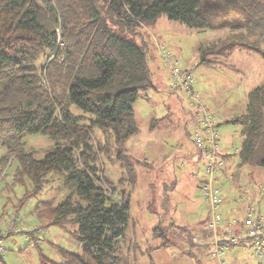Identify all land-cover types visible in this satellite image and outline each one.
<instances>
[{
	"label": "trees",
	"instance_id": "obj_1",
	"mask_svg": "<svg viewBox=\"0 0 264 264\" xmlns=\"http://www.w3.org/2000/svg\"><path fill=\"white\" fill-rule=\"evenodd\" d=\"M162 16L192 30L241 34L200 47L199 64H217L237 49L264 59V0H212L206 8L200 0H0V146L9 144L5 163L17 161L15 181L33 183L15 208L61 182L62 199L39 201L34 210L42 228L58 226L77 242L78 251L52 242L65 264H126L131 206L115 199L102 158L109 157V138L126 158L127 142L140 131L134 105L157 88L138 30ZM194 92L200 96L196 84ZM151 121L152 129L158 119ZM226 122L241 130L239 165L264 169V82L249 91L245 111ZM29 134L54 143L43 155L25 150L21 139ZM41 263L56 264L46 257Z\"/></svg>",
	"mask_w": 264,
	"mask_h": 264
},
{
	"label": "rangeland",
	"instance_id": "obj_2",
	"mask_svg": "<svg viewBox=\"0 0 264 264\" xmlns=\"http://www.w3.org/2000/svg\"><path fill=\"white\" fill-rule=\"evenodd\" d=\"M200 1L203 8L212 3V0ZM138 31L149 44L151 69L154 71L155 66L160 65L163 76L159 73V79L165 80L164 74L169 79L163 81L164 86L158 87L159 92L150 90L134 105L140 131L127 142L126 158L118 157L112 138L108 143L109 157L102 158L106 177L116 185L115 199L125 197L131 206V220L123 245L124 261L126 264H219L218 257L214 256L216 242L211 211L196 177L201 164L195 138L198 133H204L202 114L199 106L195 105L199 103H191L185 92L178 96L171 91V69L163 60L162 50L170 51L183 67L190 68L202 99H199L200 102L206 111L209 108L219 122L217 128L222 142L229 141V145L236 143L239 148L241 133L235 125L225 121L242 114L249 91L264 82V59L244 49H237L230 57L218 58L220 63L216 60L217 64L209 66L199 64L202 58L200 47L219 43L237 32L229 27L192 30L182 26L179 21L162 16L155 27L143 26ZM137 41L142 43L139 36ZM208 58L213 59V56ZM169 96H172L173 105L167 110ZM165 115V119H158L155 127L150 128L151 116L161 118ZM94 134L97 140L104 141L101 130L94 129ZM21 141L25 150H36L41 155L54 143L44 134L25 135ZM9 153V144L0 146V230L5 232L16 215L20 217L19 233L5 240L6 246L12 249L8 251L5 262L0 259V264H42V257L56 264H65L53 243L78 251L77 242L63 228H42L34 209L39 201L62 199L66 189L55 179L38 196L28 198L17 210L15 205H19L32 190L33 183L30 179L25 184L15 181L17 161L12 165L4 162ZM246 167L251 175L253 168ZM252 174L258 180L264 178V170ZM38 226L35 238L40 239L39 244L35 238L29 240L28 235H24L26 230ZM156 227H160L157 235ZM217 228L221 229L222 224L219 223ZM12 238L17 239L15 244L9 242ZM23 238L28 240L27 243L23 244ZM18 243L22 244L17 247ZM164 243L167 245L163 246ZM226 243L234 242L229 240ZM244 247L248 264H264L261 248L248 243ZM223 258H226L225 255Z\"/></svg>",
	"mask_w": 264,
	"mask_h": 264
},
{
	"label": "crops",
	"instance_id": "obj_3",
	"mask_svg": "<svg viewBox=\"0 0 264 264\" xmlns=\"http://www.w3.org/2000/svg\"><path fill=\"white\" fill-rule=\"evenodd\" d=\"M186 69H190V68L186 67ZM162 71L163 70L160 65L155 66L153 71V80L157 88L153 90L157 92H159L158 87L164 86L163 81L165 80L167 81V79H169V76H166L165 74H164L165 80L159 79L158 74L159 73L162 74L163 73ZM172 105H173L172 96H169L168 101L166 102L167 110H169ZM165 116L161 118H157L156 116H151L150 119L153 118L162 119ZM234 116L228 118L231 119ZM235 127L237 131H239L240 133L241 132L240 128L237 125H235ZM240 137H241V141H243L242 135H240ZM229 144H230L229 141L222 142V136H220L219 156H220V160L223 161V165L221 170L218 172L219 176L217 175L216 185L221 188L223 193L222 204L219 206L217 210V213L219 214L221 219L222 228L221 229L217 228L216 230H214L215 231L214 236L216 233L224 235L226 232L229 231H232L234 234L243 235L249 230V228L247 229L248 224L245 221L246 218H249L250 214H252L254 218L257 217L260 218L264 215V178L258 180V177L257 176L255 177V174H252V172H256L264 169L259 167L253 168L250 175V173L248 172V168L246 166L239 165L238 153L240 148L236 145V143H232L231 145ZM197 156L199 163L201 164L199 165L198 169L201 170L206 164L207 161L206 156L205 153L202 150H199L198 148H197ZM202 176L203 174L199 176L197 171L196 177L199 179V185H200V178ZM222 178H224V181L222 180ZM219 181L222 182L221 183L222 185L219 183ZM226 187L228 190L224 191L223 189H225ZM28 231L32 232L34 230H28ZM24 235L25 236L28 235L27 238L29 240L30 239L33 240V238H35V236H32L31 233L28 232L27 234V230L25 231ZM35 239H36V243L41 242L40 239L38 238ZM27 241L28 240L25 238L23 244L27 243ZM9 242L15 244L17 242V239L12 238ZM246 243L250 244L251 246H256V248H260L262 241L260 240V238L257 237H242L234 243L225 244L224 242L221 249H222V253L225 255L226 258H223L224 255L222 256V254H221V258L225 260L228 264H248L249 260L246 259L247 251L246 248L244 247ZM6 244L7 243H5V245ZM20 244L22 243H18L17 247ZM11 249L12 248H8V247L6 248V251L3 254V262H5L6 255L8 254V251H11ZM262 254H264V250H262Z\"/></svg>",
	"mask_w": 264,
	"mask_h": 264
},
{
	"label": "built area",
	"instance_id": "obj_4",
	"mask_svg": "<svg viewBox=\"0 0 264 264\" xmlns=\"http://www.w3.org/2000/svg\"><path fill=\"white\" fill-rule=\"evenodd\" d=\"M162 56L165 64L171 69V91L174 92L180 90L183 93L185 92L184 94L191 100V103H199L195 105L199 106L202 114L204 133L197 134L195 144L197 148L205 153L207 161L203 169H198V174L199 176L203 174L200 178V186L203 191V197L211 211L212 224L216 230L218 224L221 223L217 210L223 201L222 190L216 185L218 172L223 165V161L220 160L219 156L221 134L220 131L216 129L213 116L209 111L205 110L203 103L200 102V100L202 101L201 97L194 92L195 79L192 72L189 69L181 67L180 62L178 60L176 61L170 51L162 50ZM19 219L20 217L18 218L16 215L13 216L7 230L0 234V258L6 251L4 244L7 237L16 234L19 230ZM247 224L249 225V230L243 235L234 234L232 231L226 232L224 235L215 234L214 239L216 242V248L214 249V255L218 257L220 264H228L221 258V248L224 242L229 240L236 242L242 237H257L260 238L262 244H264V215L260 218H254L252 214H250ZM262 244L260 248L264 250Z\"/></svg>",
	"mask_w": 264,
	"mask_h": 264
}]
</instances>
